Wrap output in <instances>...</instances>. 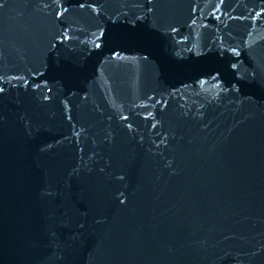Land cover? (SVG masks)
Here are the masks:
<instances>
[{
	"label": "water",
	"instance_id": "95a60500",
	"mask_svg": "<svg viewBox=\"0 0 264 264\" xmlns=\"http://www.w3.org/2000/svg\"><path fill=\"white\" fill-rule=\"evenodd\" d=\"M0 264H264V0H0Z\"/></svg>",
	"mask_w": 264,
	"mask_h": 264
}]
</instances>
